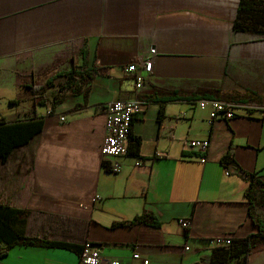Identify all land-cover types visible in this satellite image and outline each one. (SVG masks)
<instances>
[{
	"label": "crops",
	"instance_id": "crops-1",
	"mask_svg": "<svg viewBox=\"0 0 264 264\" xmlns=\"http://www.w3.org/2000/svg\"><path fill=\"white\" fill-rule=\"evenodd\" d=\"M240 1L0 0V86L16 107L1 120L44 122L0 161V201L28 212L18 230L80 250L89 243L119 264H209L212 240L258 232L264 36L234 30ZM151 57L136 94L126 69ZM71 70L73 79L58 76ZM135 97L145 104L131 129L140 157L117 159L115 174L101 155V107ZM200 100L230 103L235 117L212 120ZM193 141H209L207 152ZM143 215L160 226L132 224ZM2 252L0 264H82L81 251L0 243ZM248 264H264V245Z\"/></svg>",
	"mask_w": 264,
	"mask_h": 264
},
{
	"label": "trees",
	"instance_id": "trees-1",
	"mask_svg": "<svg viewBox=\"0 0 264 264\" xmlns=\"http://www.w3.org/2000/svg\"><path fill=\"white\" fill-rule=\"evenodd\" d=\"M238 16L234 22V30L237 32H248L252 34L264 36V2L260 0H242L238 10ZM73 79L76 76L75 70L64 72L58 75ZM49 86L40 87L38 89L46 90ZM44 122L42 119L21 120L15 123H6L0 120V161L6 163L14 149L26 145L35 135L41 132ZM129 137L128 155L140 157V141L132 140ZM127 155V156H128ZM26 210L14 209L9 203L0 201V243L7 246L8 249L14 246H40L46 248H61L68 251H76L82 253L83 248L57 243L45 242L40 239L27 238L24 233L18 230L17 225L25 221L27 217ZM251 216V215H250ZM258 232L255 235L248 236L243 239H233L231 244L215 246L211 250L209 264H248L251 253L259 245H264V224L255 220L252 216ZM157 228L160 223L150 215H143L136 221ZM5 253H0V258Z\"/></svg>",
	"mask_w": 264,
	"mask_h": 264
},
{
	"label": "built area",
	"instance_id": "built-area-1",
	"mask_svg": "<svg viewBox=\"0 0 264 264\" xmlns=\"http://www.w3.org/2000/svg\"><path fill=\"white\" fill-rule=\"evenodd\" d=\"M155 50H151V54L154 55ZM153 58H148L147 60L140 62L131 63L126 69L135 83L136 94L142 90L146 79L149 78L152 72ZM198 105L201 109L206 107L210 108V117L212 120L222 119L231 120L235 117V113L232 110V105L227 102L218 100H200ZM145 108V104L140 102L137 97L127 100V101H115L111 103H106L101 109L105 116V129L106 136L101 147V155L103 160H109L112 162L110 171L117 174L121 171V165L116 162L117 159L126 157L129 152V137L132 129V120L135 115L142 112ZM61 118V121H64ZM209 141H193L188 144V147L196 152H201L205 154L209 148ZM206 161L205 157H202V162ZM226 169V175L230 174L227 170L232 168V164L228 162L223 163ZM228 167V168H227ZM180 225L184 229H188L190 225L189 220H181ZM231 238H217L212 240L211 243L215 246L229 245L231 244ZM82 264H119V262L113 259H106L102 256L100 250L95 249L91 244L87 243L80 255ZM133 259L139 260L140 255L134 254ZM143 264H148V261H144Z\"/></svg>",
	"mask_w": 264,
	"mask_h": 264
},
{
	"label": "rangeland",
	"instance_id": "rangeland-1",
	"mask_svg": "<svg viewBox=\"0 0 264 264\" xmlns=\"http://www.w3.org/2000/svg\"><path fill=\"white\" fill-rule=\"evenodd\" d=\"M7 101H8V94L0 86V120L11 113L13 115V112L16 109V107L13 106L12 108H10L9 103Z\"/></svg>",
	"mask_w": 264,
	"mask_h": 264
}]
</instances>
